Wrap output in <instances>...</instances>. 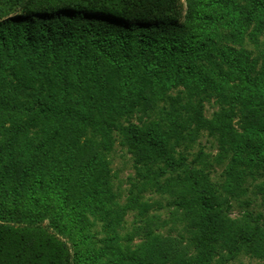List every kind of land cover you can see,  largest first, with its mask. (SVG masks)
Masks as SVG:
<instances>
[{"label": "trees", "instance_id": "obj_1", "mask_svg": "<svg viewBox=\"0 0 264 264\" xmlns=\"http://www.w3.org/2000/svg\"><path fill=\"white\" fill-rule=\"evenodd\" d=\"M262 35L264 0H0V264L264 258V214L230 216L264 178ZM115 133L160 200L115 201Z\"/></svg>", "mask_w": 264, "mask_h": 264}, {"label": "rangeland", "instance_id": "obj_2", "mask_svg": "<svg viewBox=\"0 0 264 264\" xmlns=\"http://www.w3.org/2000/svg\"><path fill=\"white\" fill-rule=\"evenodd\" d=\"M236 2H243V0H235ZM260 42L258 43V47L264 50V35L260 36ZM178 92L174 91L171 95L176 96ZM157 111H162L164 109V105L158 103ZM219 106H216L213 101L205 103V116L210 119L214 112L218 110ZM136 119H133L134 122H137ZM115 146L114 150L110 153V167L112 170V193L116 195L115 201L123 206L128 201V196H131L130 190L133 188L132 185L136 184L137 187H140V192L142 193V202L152 204L155 200H160V196L157 195L152 188L151 185L143 183L140 181L138 176V171L136 167H138L137 163H135L133 154L127 149V146H124L120 143L119 134H114ZM204 149L205 153L208 155V161L211 160V155L214 157L219 153L220 149L218 147V143L215 138H211L207 133H204L200 138L191 142L187 150L190 152L189 158L193 159L200 149ZM213 157V158H214ZM227 161H224L222 164H217L214 162V159L211 160V163L208 162V166L206 168V175L213 180L214 184H221L223 182V167L226 165ZM258 169V168H257ZM254 169V170H257ZM261 172H257V180H253L251 177L247 179L244 184V187L248 188V193L246 196L242 198L241 201H233V207L231 209V218L239 216L242 212V202L246 200L249 202L248 209L257 213L264 214V192L259 191L254 195V192L258 190L259 185L263 183L264 178ZM132 187V188H131ZM139 190V189H138ZM155 199V200H154ZM154 200V201H153ZM134 214L131 212L127 218V223L133 220ZM103 226V224H101ZM102 228L99 229L98 236L99 240H103L106 235L102 232ZM234 264H264V258H256L246 254H243L238 259H236Z\"/></svg>", "mask_w": 264, "mask_h": 264}]
</instances>
